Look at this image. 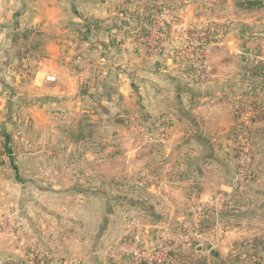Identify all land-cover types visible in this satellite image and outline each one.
<instances>
[{"label": "crops", "instance_id": "0c3cea01", "mask_svg": "<svg viewBox=\"0 0 264 264\" xmlns=\"http://www.w3.org/2000/svg\"><path fill=\"white\" fill-rule=\"evenodd\" d=\"M132 1L0 0V146L9 149L4 151L5 161L0 170V216L9 214L18 220L19 226L31 227L35 230L33 239L50 253L72 254L86 264H104L99 247L105 239L106 246L111 244L109 250L113 246L115 241L110 243L108 239L111 223L115 222L109 224L107 235L101 236L100 228L103 230L105 223L100 225L98 216L87 217L89 222L84 219V187L78 183L69 187L62 182L59 186L51 185L54 167L50 162L62 161L70 150L64 149L65 142L60 141L61 135H56V116L72 118L89 113L92 117L96 115L93 120L100 124L102 116L108 115L100 128L107 133L113 130L119 136L123 134L122 138L112 134L113 141L117 144L125 140L122 144L126 146L135 142L132 135L136 126L143 131L147 126L155 127L163 118L172 124V142L181 138L176 144L186 145L192 139L195 146L204 147L206 137L202 136V128L208 121L196 114L201 115L211 107L210 104L196 106L191 101L211 99L214 93L191 90V74L177 62L176 54L181 52L180 45L191 44L192 29L208 22L219 25L225 22L228 3L234 0H173L176 8L168 20L166 46L161 54L134 40L131 35L134 22L129 15L121 19L122 11L134 5ZM140 21L144 26L143 18ZM27 28L46 34L43 57L20 60L15 56L13 37ZM239 29L240 24H235L237 36L243 34ZM215 40L210 54L213 50L216 53L227 50L228 45ZM190 53L188 47L185 57L190 59ZM29 64H33V74L21 71L22 66ZM50 76L55 79H49ZM217 79L213 76L203 82L209 84ZM115 115L129 119L113 123L110 118ZM140 115V121L132 120ZM192 128L194 135L185 133L191 134ZM145 140L156 142L152 136H146ZM115 158L117 155L112 154L107 156V161L113 162ZM156 159L150 155L137 158L129 152L124 155V161L130 167L125 166L122 174L114 169L111 176H135L137 171L132 168L137 161L143 162L141 175H148L147 165L143 164ZM162 159L165 158L157 160L169 161ZM209 160H212L209 155L193 156L188 171H177L179 165H176L175 172L158 173L157 181L147 182L149 176L145 179L143 183L151 187L147 190L162 196L164 201L159 198L162 202L127 204L130 212L141 211L140 222L144 226L132 239L140 242L145 251L152 247L145 252L151 255L161 240L149 235L152 230L172 222L191 223V257L205 258L208 264H264V175L260 181L235 186L234 171L226 163L225 169L211 171L205 165ZM40 174L44 175L45 187L37 179ZM64 176L66 179V170ZM64 176L61 173L59 178L63 180ZM168 178L175 181L168 182ZM182 179H190L191 185L185 186ZM224 185L231 189L225 190ZM72 192L75 200L67 202L66 194ZM55 193L60 194V204L41 203L36 197L31 202L25 201L29 195ZM187 205L191 206V216L183 214ZM52 208H57L59 213L51 215ZM32 209L40 213L39 224L26 214ZM43 223L54 224V228L47 231ZM138 225L130 223L125 233L132 234V228ZM88 226L92 228L87 229ZM52 230H58L59 239L51 234ZM19 236L20 231L18 235L0 232V264L9 258L25 256L27 249ZM115 251L114 248L113 254ZM246 252L259 256L260 262L245 258Z\"/></svg>", "mask_w": 264, "mask_h": 264}, {"label": "rangeland", "instance_id": "374dc122", "mask_svg": "<svg viewBox=\"0 0 264 264\" xmlns=\"http://www.w3.org/2000/svg\"><path fill=\"white\" fill-rule=\"evenodd\" d=\"M132 3L134 5L130 7L133 9L136 7L138 10H144V5H150V0H133ZM181 3L183 4L182 1ZM167 6L168 7L164 8L168 10V13H166L164 17L165 28L166 23H169L168 20L170 19L172 9L176 8L173 0H169L167 2ZM239 8L235 7L234 1L233 3H228L229 14L227 13L228 15L225 22L220 25L218 23L215 24L216 22H208L205 26L198 28H209L212 35L211 40L216 39L215 41L228 45L227 50H222L217 53L213 50L210 54L209 52L213 43L212 42L207 47L206 51L202 53V62L199 61L202 64L194 63L195 57L193 55V46L202 38L200 34L197 35L195 33L196 35H191L190 67L186 62L177 58V61L182 62V66L185 67V72H189L187 73L188 75L191 74L189 77H191L192 91L195 90V92L214 93V96L211 99L203 98L195 100L192 98L193 101H191L192 104L196 106H207L210 104L209 107H211L210 110H203L201 112L203 114L201 115L196 114L198 115L197 117L201 118H204L205 116V121H208L204 124V129L202 128V136L206 137L204 147L195 146L192 139L191 144L186 145L176 144L181 142V138L178 139L177 142H172L170 137L172 135V124L167 120L164 121L163 118H160L155 127L152 128L147 126L143 129V131L140 130V128L137 129L136 126L132 135V137L136 138V140L132 143V146L122 144L125 140H119L121 142L117 141V144H115L116 142L113 141V136L118 134V132H113L112 130L107 133V131L100 128L101 124L105 122L108 115L102 116V122L100 120V124L96 122L98 127L94 134V140L96 139L94 144L90 141H83L75 144L68 140H62V128L69 125L71 122L80 119L83 114L73 116L72 118H66L68 117L66 115L56 116L58 129L56 135H58L57 137H60L61 135L60 141H64L66 144L64 149L67 148L70 150L68 151L66 158L62 161H60V159H56L57 162H50L51 166L54 167L52 168V180L50 183L51 185L59 186V184H61L60 182H62V184H68L69 187L78 183V185L84 187V219L85 221H88L87 217L96 218V216H98L99 224L103 225L105 223L106 227H104L103 230L102 227L100 228V234H103L101 236L107 235V231H109V224L111 222H115L111 223L112 231L110 232L111 234L108 239L110 243L115 241L113 246L110 247L109 250V246L111 244L106 246L105 239L103 240V244L99 247V251H103L100 256L105 259L104 264H139L145 258H136L135 254H133L134 251L146 252L152 250V247H150L145 251L140 242L137 243L132 239V235L137 233V231L144 229V226L140 222L142 216L141 211L135 209V211L130 212L127 209V204H129L130 201H134L137 204L145 202H162L161 199L164 201V199L161 198L162 196L156 195L155 192H152V190H147V188L149 189L151 187H147L143 182H145V179L148 176L149 180L147 179V182H150V180L157 181V177L159 176L158 173L163 174L164 172H167L170 174L175 172L173 170L176 169V165H179L177 171H188V169L191 168V157L209 155L210 158L212 157V160L207 161L205 164L206 168L211 169V171L219 170L220 168L225 169L227 164L229 168L234 171L235 186L247 185L263 179L264 79H256L255 81L249 77L245 78L244 73L245 68L247 67H251L257 63L264 64V4L254 9ZM129 9L130 8L126 9L127 11H122L124 13H122L123 17L120 15L121 19L127 18L131 12ZM251 10L257 11L252 13L250 12ZM210 23H212V25ZM154 24L148 26L152 27ZM235 24H240L241 30H239L243 32L241 36H237V32L234 31ZM165 34L167 36L168 32L166 31ZM165 40L166 38L163 39L164 42ZM164 46L166 45L164 44ZM232 46H235V48ZM179 47L181 51L179 54L185 56L187 54L188 46L180 45ZM36 57H31V59L34 60ZM213 58H215V60ZM26 59L27 58H25V60ZM197 68L202 71L203 76L206 77L205 79H209L213 76L218 77V79L209 84L199 81L198 79L200 78L198 77L202 74H197L200 73L197 71ZM117 116L118 115L112 116L110 121L114 123L118 122V119H121L122 122L120 123H123L122 119H124V121L125 119H129L126 118L125 115H121L120 117ZM89 117L92 121H94L93 117L95 118L97 116L93 115L92 117V115L89 114ZM140 119L141 115L132 120L140 121ZM64 122L68 123L64 124ZM150 123L153 122L150 120ZM164 129L168 130V137L165 141L166 143H156L145 140L146 136H157L163 132ZM59 130H61V132ZM199 131H201V129H199ZM185 133L192 136L194 135V129L192 128L191 134L187 132ZM119 137L122 138L123 134ZM5 150V148L2 149L0 146V170L3 168L2 166L5 161ZM129 152L135 154L137 158L138 155H150L153 156V159H161L162 157L168 159L169 161L161 163L156 159V162H151L152 160L149 163L144 162L143 165L145 167L147 165L146 168H148L149 171L148 175H141L140 172L143 170L139 169L142 167L141 165L143 162L137 161L133 163L134 167L132 168L137 171L135 176L124 177L120 175L116 176V178L111 176V171L113 172L114 169H116V171H122L120 172V174H122L125 166L127 168L130 167V164L127 161H124V155ZM112 154L117 155L115 161H107V156H111ZM180 157L183 160L179 161L178 158ZM164 160L162 159V161ZM65 170L67 171L66 179L64 176ZM61 173H63L64 176L63 180L59 178ZM37 179L41 183V186L45 187L46 184L44 183H46V181L44 175L40 174ZM166 180L169 182L174 179L168 178ZM182 180L183 183L186 182L184 184L185 186L188 187L191 185L190 179ZM75 196L74 192L66 194L65 200L67 202H72L75 200ZM35 197L41 203H61L60 194L57 193L29 195L25 201L31 202ZM90 202L93 203L89 204ZM186 207L187 209L184 210L185 212L182 211V213L184 212V215L188 214L191 216V206L187 205ZM109 209L111 210L109 211ZM51 211V215L59 213L57 208H52ZM143 213L145 214V212ZM164 213L169 215L170 212L166 211ZM26 214L31 215L30 217L33 223H40V213L36 209L28 210ZM8 215L1 216L8 217L14 232H0L8 233L10 235H18V231H20V240H23V245L27 249L25 256L22 258H12L17 263L23 262L24 264H37L39 257H43V259H46L48 263L53 262L62 264L65 260L75 259V263L77 264H86L72 254L66 256L60 253H50V250L43 246L41 242H37L33 239L35 230H32L31 227L29 228V226L24 227L22 224L19 226L18 220H15ZM132 222L135 224L138 223L139 225L132 228V234L129 232L125 233L126 228H128L129 224ZM43 224L46 226L47 231L54 228V224ZM55 227L59 229L58 225H55ZM91 228V226L87 227V229ZM57 231L58 230H52L51 234L56 235L57 239H59ZM190 232L191 223L180 224V222H172L167 226L152 230L149 235L154 238L160 237L161 240L160 245L158 247L156 246V250L150 253L154 255L156 251L161 248H166L167 251L164 250L166 253H164L163 259L162 256L160 257L162 262L158 263L154 260H149V264H208L206 261L207 259L205 260V258L198 257L197 255L191 257ZM114 248L116 249L115 254H113ZM37 249L39 250L38 254ZM246 253L247 255L245 258H251L254 256V254H250L249 252ZM258 258L260 259L259 256Z\"/></svg>", "mask_w": 264, "mask_h": 264}, {"label": "trees", "instance_id": "16d2710c", "mask_svg": "<svg viewBox=\"0 0 264 264\" xmlns=\"http://www.w3.org/2000/svg\"><path fill=\"white\" fill-rule=\"evenodd\" d=\"M168 1L169 0H166V2L162 1L160 3H155L154 1L150 0V5H144V10H138V8L136 7H134L135 9H133L132 7H130L129 11L131 12L129 14V18L134 22V25H132V29L134 31L131 33V35L134 36L135 41H137L138 35L147 36L149 34V28L147 26L152 25L156 22L154 15L162 11L164 8L168 7L167 6ZM263 4H264L263 0H234L235 7L237 8L240 7L242 9L243 8L254 9L256 7L262 6ZM141 18H143V22L145 23L144 26H142V23L140 21ZM168 25L169 23H166L165 32L166 31L168 32V28H169ZM195 33L197 35L204 34L203 38H201V40H199L193 46L194 48L193 55L195 57L194 63H200L202 62V58H201L202 53L206 51L207 47L213 42V40H211L212 38L211 30L207 27L201 29H192L191 35H196ZM45 39H46V34L34 28H27L15 34L13 37V42L14 45L16 46L15 56L20 60L23 58L36 57V55H37L36 58L43 57L45 55ZM159 43L164 48V44H163L164 41L161 40ZM186 46L191 47V44ZM157 54H161V53L157 52ZM176 56H179L178 58H180L181 61L191 63V58L188 59L187 57L180 54L179 55L176 54ZM179 64L182 65V62H179ZM22 70L28 74H33L34 73L33 64H29L25 67L22 66ZM197 71L200 72L197 74H202V71H200L199 68H197ZM244 75L245 78L249 77L255 81L256 79H261V78L264 79V64L257 63L251 67L245 68ZM198 78H200L198 79L199 81H205L206 77H204L202 74L199 75ZM97 127H98L97 123L92 121V119L89 117V114L84 113L80 119L73 121L69 125H66L62 128V134H63L62 140H68L75 144L83 141L92 142L94 140V134L95 131L97 130ZM4 147L6 149L5 150L6 153L9 149H7L6 145ZM149 262H150L149 260L144 259L139 264H149Z\"/></svg>", "mask_w": 264, "mask_h": 264}, {"label": "built area", "instance_id": "2783aa9c", "mask_svg": "<svg viewBox=\"0 0 264 264\" xmlns=\"http://www.w3.org/2000/svg\"><path fill=\"white\" fill-rule=\"evenodd\" d=\"M168 13V10L164 9L161 12H158L154 15L156 22L152 27H149V34L147 36L138 35L137 40L140 42H144L151 50L154 52L162 53L165 49L162 47V45L159 43L161 40L166 38L165 34V14ZM122 17V13L120 14ZM124 19V18H123ZM204 34H201L203 38ZM191 54V53H190ZM191 58V56L189 57ZM51 80H54V76L48 77ZM168 137V130L164 129L163 132H161L159 135H155V137H152L153 140L159 143H166V139ZM155 138V139H154ZM11 222L6 216H0V231L4 232H12L14 229L11 227ZM15 228V227H14ZM14 232V231H13ZM162 249V251H161ZM160 250L156 251L154 255L146 254L144 251H134L133 254H135L136 258H148L149 260H154L158 263L162 262L163 255L166 253L167 249L161 248ZM165 250V251H164ZM39 250L37 249V254ZM245 252V251H244ZM162 256V259L160 258ZM246 256V254H244ZM253 261L260 262V259L257 255H254L251 257ZM75 259L72 260H65L62 264H77L75 263ZM157 263V264H158ZM5 264H24L23 262L17 263L14 259L10 258L6 261ZM33 264V263H32ZM37 264H57V263H48L46 259H43V257H39Z\"/></svg>", "mask_w": 264, "mask_h": 264}, {"label": "water", "instance_id": "95a60500", "mask_svg": "<svg viewBox=\"0 0 264 264\" xmlns=\"http://www.w3.org/2000/svg\"><path fill=\"white\" fill-rule=\"evenodd\" d=\"M224 189L225 190H229V189H231L229 186H224Z\"/></svg>", "mask_w": 264, "mask_h": 264}]
</instances>
